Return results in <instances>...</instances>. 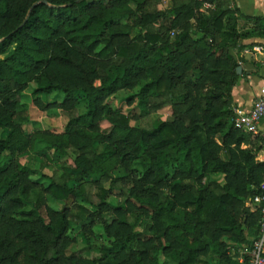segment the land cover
Instances as JSON below:
<instances>
[{"label":"trees","instance_id":"trees-1","mask_svg":"<svg viewBox=\"0 0 264 264\" xmlns=\"http://www.w3.org/2000/svg\"><path fill=\"white\" fill-rule=\"evenodd\" d=\"M160 3L0 0V264H241L236 249L258 237L245 200L264 180V136L235 127L232 90L235 51L264 37V16L235 0L207 13ZM31 83L34 105L67 116L63 131L27 129ZM120 91L139 112L112 105ZM30 153L62 172L23 163ZM96 222L108 243L71 250L73 230Z\"/></svg>","mask_w":264,"mask_h":264},{"label":"rangeland","instance_id":"rangeland-1","mask_svg":"<svg viewBox=\"0 0 264 264\" xmlns=\"http://www.w3.org/2000/svg\"><path fill=\"white\" fill-rule=\"evenodd\" d=\"M169 3V0H161L160 6L166 7ZM254 39V38H252ZM251 39V40H252ZM1 56V55H0ZM36 87L35 83H31V85L26 90V96L24 98V101L27 103H30L31 108V123L27 125L28 130H33L36 128L41 129H47L51 128L56 131H59L65 127L67 116L57 108L51 109V110H43L39 108L38 106L34 105V96H33V90ZM130 93V91H120L118 94L112 97L111 103L115 107H120L122 110H124L127 113H137L139 110L135 108L134 105H128L127 102L124 100V98ZM55 97H59L61 100L64 98L63 92H53L48 95L49 100H53ZM30 111V109H29ZM79 111L84 112L85 111V105L83 103L79 106ZM171 114V111L169 109L161 110L160 112L153 113L147 117L139 118V119H133L132 123L137 126H150V124L155 120H166ZM106 126V123L104 124ZM4 130L0 131V137L4 136ZM22 162L28 163V165L39 169L42 173L52 176L55 173H61V166L60 163L57 161H48L46 158H40L34 153H30L28 155L22 156ZM122 170L117 169L114 174L118 175L121 173ZM47 183V179H44ZM106 187H109V184L106 185ZM94 192H98V190H94ZM119 189H114L109 196V200L112 204L116 205L118 203H121L123 201V198L119 194ZM70 201H64V202H56L54 200L50 199V205L54 208L61 209L63 205L69 203ZM105 218L108 220H111L113 218V214L110 212L105 213ZM103 228L100 225V223L96 222V224L93 227V230L89 233H86L80 229H74L72 232V235H74L76 241L74 242L73 246L71 247V250H80L89 243H92L93 245H101L106 244L105 237L102 234ZM244 246V245H243ZM235 249V248H234ZM238 250V248L236 249ZM235 250V251H236ZM162 261H165V257L161 258Z\"/></svg>","mask_w":264,"mask_h":264},{"label":"crops","instance_id":"crops-1","mask_svg":"<svg viewBox=\"0 0 264 264\" xmlns=\"http://www.w3.org/2000/svg\"><path fill=\"white\" fill-rule=\"evenodd\" d=\"M235 1L246 14L264 16V0ZM244 43L247 44L246 47H251L252 49L254 46L258 48L261 47L262 51H254V53H244V50H241L240 52L235 51L236 56L241 58L242 74L232 90V97L235 106L251 108L254 100L259 95H264V37H255L252 40L247 39ZM31 108L32 106L30 104V113ZM63 130L64 128L59 131ZM256 135L264 136V119L260 121L259 133ZM247 146L248 145H244V147ZM258 159L261 161L264 160V147L258 152Z\"/></svg>","mask_w":264,"mask_h":264},{"label":"built area","instance_id":"built-area-1","mask_svg":"<svg viewBox=\"0 0 264 264\" xmlns=\"http://www.w3.org/2000/svg\"><path fill=\"white\" fill-rule=\"evenodd\" d=\"M201 3L200 10L209 12L216 7V0H197ZM254 49V50H253ZM244 48V53H254V51H262L261 47L254 46ZM241 64V59L239 60ZM264 92V90H263ZM234 125L239 130L247 133L258 134L259 123L264 119V95H259L251 108L241 106H233ZM245 204L251 210H259L261 213L259 235L250 245L238 247V260L241 264H264V180L257 187V193L249 196L245 200Z\"/></svg>","mask_w":264,"mask_h":264},{"label":"water","instance_id":"water-1","mask_svg":"<svg viewBox=\"0 0 264 264\" xmlns=\"http://www.w3.org/2000/svg\"><path fill=\"white\" fill-rule=\"evenodd\" d=\"M237 70H238V73H241V70H242L241 66H239V67L237 68Z\"/></svg>","mask_w":264,"mask_h":264}]
</instances>
